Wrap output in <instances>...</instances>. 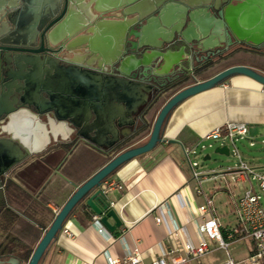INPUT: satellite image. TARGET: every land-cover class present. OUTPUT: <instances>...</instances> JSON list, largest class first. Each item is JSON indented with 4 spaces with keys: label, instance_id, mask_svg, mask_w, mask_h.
Wrapping results in <instances>:
<instances>
[{
    "label": "water",
    "instance_id": "95a60500",
    "mask_svg": "<svg viewBox=\"0 0 264 264\" xmlns=\"http://www.w3.org/2000/svg\"><path fill=\"white\" fill-rule=\"evenodd\" d=\"M33 1L0 0V92L7 89L10 97V102L0 107V185L15 167L45 149V146L36 149L31 139L40 138L49 145L75 136L96 147H104L106 155L113 154L134 135L137 123L145 122L149 106L169 96L171 83L180 74H192L194 66L189 60V66H185L183 60L187 46L189 58L197 64L233 50L207 47L202 40L210 34L219 38L223 33L229 39L228 47L236 50L252 49L240 42L242 36L236 29L235 20L227 9L222 8L229 0H215L213 6L205 1L200 10L194 12L196 6L191 1L185 2L186 11L175 5L180 11L179 20L171 25L164 19L172 6L169 3L178 0H153L144 9L134 7L133 0H87L85 6L81 5L82 0H44L38 13L32 7ZM239 2L234 10L261 9L258 29L264 34V0ZM75 7L83 12L91 8L102 21L99 25H105L106 32L115 39V50L110 49L105 55L107 58L111 54L112 60L100 62L96 69L82 67L78 61L61 60L51 49L55 35H61V40H69L81 32V28L72 27L74 23L70 19ZM114 12H121L123 19L102 18L107 14L113 16ZM199 14L202 15L199 17ZM245 17L250 25L257 18L254 12ZM159 24L164 29L159 31L157 40H147L149 30ZM195 27L199 36L189 40L187 34ZM87 33L91 35L88 40L93 41L95 30L90 29ZM231 36L235 42L231 41ZM91 46L88 42L87 48ZM127 63H132L130 68ZM151 68H155L154 71ZM41 72L43 76H38ZM173 73L176 77L170 80ZM236 75L247 76L264 86V73L244 65H232L171 94L157 112L145 142L117 152L76 187L43 231L26 264H40L67 218L82 203L109 233L120 227L121 221L109 207L101 189L103 182L126 162L155 149L162 141L163 126L169 114L180 103ZM18 79L24 81L23 87H15L14 81ZM11 87L16 89L14 93ZM94 130L95 133L90 135ZM62 131L68 136L64 137ZM213 153L228 156L230 145H218ZM209 159L208 154L203 157V160ZM101 199L104 205L99 206L97 202ZM109 218L113 225L108 223ZM0 264L24 263L9 257L0 258Z\"/></svg>",
    "mask_w": 264,
    "mask_h": 264
},
{
    "label": "crops",
    "instance_id": "0c3cea01",
    "mask_svg": "<svg viewBox=\"0 0 264 264\" xmlns=\"http://www.w3.org/2000/svg\"><path fill=\"white\" fill-rule=\"evenodd\" d=\"M43 1H33L32 7L37 13L44 4ZM186 1H191L196 6L192 10L194 12L199 11L201 4L205 1H207V5L213 6L215 0L173 1L169 3L172 6L167 11L164 22L169 25L175 24L179 20L180 12L176 7L186 11L187 8L184 6ZM133 2L134 7L144 9L149 7L153 0H133ZM86 3L87 0L81 1L83 6ZM238 3H240L239 0H229L225 4L223 3L222 8L227 9L235 20L236 29L242 36L240 42L244 43L246 47L255 49L254 52L260 53H237L234 56L237 58L235 64L244 65L264 73V53L262 52L264 34L262 30L258 29L262 11L259 7H256L258 11H253L250 8L234 10ZM85 10L83 12L75 7V12L70 17L72 22L81 23L86 28L84 35L87 37H91L87 33L90 29L99 33L103 38L104 53L110 49L115 50V39L106 32L107 27L105 25L96 27L102 22L99 16L91 8ZM252 12L257 18L250 25L249 19L245 15ZM211 13L214 14L213 10ZM162 29L164 28L160 24L156 28L150 29L147 40L156 41L158 33ZM165 31L168 32V29ZM197 36H199L197 27L187 34L189 40H193ZM235 40L231 36V41L235 42ZM202 42H206V46L209 48L236 50L234 47H228L229 39L223 33L219 38L210 34ZM176 49L178 47L173 48L174 51ZM186 52V56L183 55L184 65L188 67L189 62L187 63V60H189L195 67L197 63L192 62V59L189 58L188 46ZM130 64L132 63L126 64L127 68H130ZM151 69L154 71L155 68ZM38 76H43L42 72ZM14 82L15 87L24 86L23 80L18 79ZM11 90L14 93L16 89L12 88ZM5 95L7 98L3 99ZM8 102H10L8 90L3 89L0 92V107L2 108ZM226 123L244 124L248 128L247 136L253 143L256 139H259L261 143L264 142V86L262 84L247 76L236 75L222 84L195 94L180 103L169 114L163 126L162 141L155 149L126 162L102 184L101 189L108 184H117L121 187L120 189L112 187L104 194L109 207L119 217L121 226L109 233L99 222H93L92 217L96 215L85 203H82L75 208L63 226L64 229L73 234V238H68L60 232L48 248L40 264H107V258L118 261L119 264H126L122 261L127 251L132 249L138 250L143 264H150L158 259H164L167 264H170L172 258H185V253L182 250L183 244L191 241L198 245L200 239L198 226H201L204 221L199 212V207L204 203V198L195 192L197 180L192 177L185 159V152L199 143L204 145L205 143L221 141L219 145L226 144L222 140L203 141V137L210 131ZM62 132L64 137L68 136V134L66 136L65 131ZM94 133L95 130L90 135ZM75 138L70 136L65 141L51 142L49 145L47 142H42L40 138L31 139V143L36 149H41L43 146L45 149L42 153L31 156L15 167L3 185L0 186V197L4 202L3 209L9 208L4 193V185L7 181H11L32 197H37L43 193V198L47 200L45 207L48 212L43 213L41 218L47 222L48 227L53 219L50 212H53L54 208L59 209L76 187L86 181L116 154L106 155L103 151L104 147H96L86 140ZM170 141H176V143ZM243 159L259 171L258 165L246 160L244 156ZM236 167L237 163L233 167L217 170H196L208 175L224 172L225 169H231L235 172ZM229 181L235 195H240L249 187V182L243 177L237 182L231 178ZM251 182L254 184V181L251 180ZM217 187H220L219 190L216 189ZM202 188L206 193H213L215 216L220 223L221 233L224 235L225 229L236 224L231 197L223 191L218 181L204 180L202 181ZM97 205H104L102 199L97 202ZM156 219L160 221L157 222ZM108 223L114 224L111 218L108 219ZM3 238L4 234L0 231V242ZM245 239L241 238L237 242ZM205 240L210 251L199 257L188 258L183 264L224 263L228 250L218 248L214 242L207 240L206 237ZM215 250L218 252L222 250L225 255L220 256V258L215 256L212 259L211 254Z\"/></svg>",
    "mask_w": 264,
    "mask_h": 264
},
{
    "label": "built area",
    "instance_id": "2783aa9c",
    "mask_svg": "<svg viewBox=\"0 0 264 264\" xmlns=\"http://www.w3.org/2000/svg\"><path fill=\"white\" fill-rule=\"evenodd\" d=\"M248 128L244 124L226 123L220 127H216L203 137V141H217L222 140L226 144L230 145V153L236 159L237 167L236 171L231 169H225L224 172L216 174H203L196 170L197 163L192 162L189 159L190 154H194L195 148L200 146V149H204L205 145L197 144L189 151L185 152V159L191 170L192 177L197 180L195 192L204 198V203L199 207V212L204 219L203 224L198 226V232L200 235L198 245L193 242H185L182 250L185 253V258H172L170 264H183L188 258H195L202 256L210 251V248L205 240L212 241L218 248H222L225 251L231 243L237 242L241 238H249L253 241L255 252L250 254L248 258L240 262V264H264V207L261 203V197L252 184L255 181L257 189L264 195V173L257 171L253 166L247 163L238 150L236 143L238 141L247 140L249 147H253V141L247 136ZM264 144V142H262ZM237 176H234L235 174ZM208 176V177H207ZM200 177H202L200 179ZM207 177V178H205ZM233 181H239L242 177L249 182L248 189L244 190L240 195H235L232 191L230 178ZM238 177V178H237ZM212 180L218 181L223 191H225L230 197L234 207V215L236 217V224L232 227L225 229L224 235L221 233V226L218 219L215 216V208L213 201V193H206L202 188V181ZM112 187L120 189V185L108 184L104 185L102 191L107 193ZM220 187L216 189L219 190ZM59 209H53L55 215ZM94 223H98V217H92ZM159 222V219H156ZM61 232L68 238H73V234L67 229L62 228ZM204 237V238H203ZM123 263L126 264H143L140 254L137 249L127 251L124 257ZM107 264H119L118 261L107 258ZM150 264H167L164 259H158ZM223 264H237L230 255L227 253L226 259Z\"/></svg>",
    "mask_w": 264,
    "mask_h": 264
},
{
    "label": "trees",
    "instance_id": "16d2710c",
    "mask_svg": "<svg viewBox=\"0 0 264 264\" xmlns=\"http://www.w3.org/2000/svg\"><path fill=\"white\" fill-rule=\"evenodd\" d=\"M234 56L232 55L212 70L197 71L194 72L193 77L181 78L180 81L172 84L169 96L185 86L208 79L219 71L236 65L237 58H234ZM166 99H160L149 107L145 113V122L141 123L135 135L122 144L114 153L120 152L148 137L153 120ZM4 193L9 208L3 209L0 213V231L4 234V238L0 242V258L7 259L13 256L26 264L47 227V222L41 218L43 213L48 212L45 207L47 200L43 198V193L37 195V197L28 195L11 181H7L4 185ZM0 200L2 202L1 197ZM50 215L54 217L53 212H50ZM254 252L255 247L251 254Z\"/></svg>",
    "mask_w": 264,
    "mask_h": 264
},
{
    "label": "flooded vegetation",
    "instance_id": "af4514ba",
    "mask_svg": "<svg viewBox=\"0 0 264 264\" xmlns=\"http://www.w3.org/2000/svg\"><path fill=\"white\" fill-rule=\"evenodd\" d=\"M113 16H110L109 14L104 15L102 18L105 19L106 17L109 19H120L121 18V12H114ZM73 28L76 29H82L81 32L76 33L71 39L69 40H61V35H55L52 38V43L54 44L51 49L53 51L57 52V56L61 60H68L69 61H78L82 67H89L91 69H96L97 65L105 60H112L111 54L109 55L110 57H105L106 53H104L102 42L103 38L99 33L96 32L93 41H89L88 38L85 34L86 28L82 26L81 23L75 22L72 26ZM96 27H100V25H96ZM88 42L92 43V46L87 48ZM255 49H237L232 51L231 53H224L223 55H220L219 57L213 59V60H208L207 62H200L196 64L194 67L195 69L193 70L191 75L184 76L183 74H180L178 78H176L171 84L177 83L178 81L181 80V78H188L193 77L194 72H203L205 70H212L213 68H216L219 64L223 63L226 59L231 57L232 55H236L237 52L239 53H244V52H253V53H260V52H254ZM68 52H71L68 54ZM236 53V54H235ZM103 66V65H102ZM105 69H108L105 67ZM109 70V69H108ZM176 77V74L173 73L170 75V80L174 79ZM150 105V104H149ZM150 107V106H149ZM149 109V108H148ZM147 109V110H148ZM146 113V112H145ZM140 122L135 128V133L139 129ZM133 135V136H134ZM75 138V136H73ZM75 139H78L77 137ZM6 181V179L4 180ZM3 181V183H4ZM2 186V185H0ZM4 202L0 200V211L3 209Z\"/></svg>",
    "mask_w": 264,
    "mask_h": 264
},
{
    "label": "rangeland",
    "instance_id": "374dc122",
    "mask_svg": "<svg viewBox=\"0 0 264 264\" xmlns=\"http://www.w3.org/2000/svg\"><path fill=\"white\" fill-rule=\"evenodd\" d=\"M145 139L147 138L140 140L139 143L136 144H142L143 142H145ZM219 144H221V141L211 142L209 144L205 143L204 149H200L199 146L195 149L194 154L189 155V159L192 162H196L198 164V167L196 169L211 171L220 168L233 167L237 163L236 159L232 156V153H230V155L228 156L213 153L215 147H217ZM236 146L246 160L251 161L255 165H258L260 167L258 170L264 173V144H262L259 139L254 140L253 147L248 146L247 140L238 141L236 143ZM231 149L232 148H230V150ZM207 154L210 155V159L203 160V157ZM253 183L255 189L261 197V203L264 207V195L257 189L255 181ZM253 248V241L249 238H246L245 240H242L240 242L230 244V246L228 247V253L235 263L240 264L241 261L249 257ZM215 251L211 254L212 259L215 256H217V258H220V256L225 255V252L222 250H220V252H218L217 250Z\"/></svg>",
    "mask_w": 264,
    "mask_h": 264
}]
</instances>
